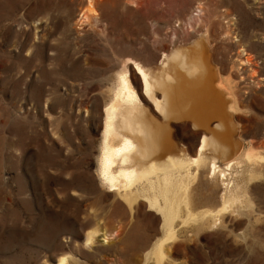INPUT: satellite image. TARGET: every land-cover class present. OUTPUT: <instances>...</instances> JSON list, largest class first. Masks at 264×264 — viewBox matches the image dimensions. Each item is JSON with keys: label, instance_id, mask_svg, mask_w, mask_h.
<instances>
[{"label": "rangeland", "instance_id": "rangeland-1", "mask_svg": "<svg viewBox=\"0 0 264 264\" xmlns=\"http://www.w3.org/2000/svg\"><path fill=\"white\" fill-rule=\"evenodd\" d=\"M89 7L97 23L81 18ZM200 38L240 104L237 142L264 153V0H0V264H154L117 233L138 221L158 236L159 218L148 207L131 216L100 195L101 111L123 56L153 65ZM259 170L252 202L223 227L178 226L184 247H170V264H264ZM198 181L191 195L200 209L217 206L219 188ZM97 221L109 230L88 249Z\"/></svg>", "mask_w": 264, "mask_h": 264}, {"label": "bare ground", "instance_id": "bare-ground-1", "mask_svg": "<svg viewBox=\"0 0 264 264\" xmlns=\"http://www.w3.org/2000/svg\"><path fill=\"white\" fill-rule=\"evenodd\" d=\"M86 10L81 18L97 23L96 10ZM206 41L200 38L190 48L164 53L153 65L123 56L113 71L112 87L101 111L95 172L100 195L120 199L116 208L131 216L148 207L159 218L162 229L158 236L150 235L138 221L122 226L117 233L147 251L145 259L154 264H170L171 251L182 247L179 225L196 228L198 234L218 229L228 215L232 218L236 209L240 211L239 205L252 202L246 199L249 182L257 180L258 170L264 167V153L255 152L251 144L242 149L237 142L240 133L233 120L240 104L229 75L220 74V63L212 60ZM188 132L200 137L198 144L186 138ZM220 157L226 158L223 165ZM200 177L219 188L217 206L201 210V203L192 198L191 190ZM100 222L86 230L88 249L97 246L99 235L105 236L109 230ZM68 261L61 258L58 264Z\"/></svg>", "mask_w": 264, "mask_h": 264}]
</instances>
